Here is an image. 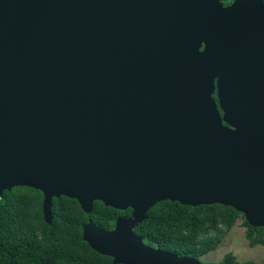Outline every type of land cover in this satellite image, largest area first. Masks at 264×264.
Returning a JSON list of instances; mask_svg holds the SVG:
<instances>
[{
	"label": "water",
	"instance_id": "1",
	"mask_svg": "<svg viewBox=\"0 0 264 264\" xmlns=\"http://www.w3.org/2000/svg\"><path fill=\"white\" fill-rule=\"evenodd\" d=\"M219 1L0 0V197L42 192L49 225L59 197L131 209L112 231L83 226L113 264H205L135 233L164 201L264 227V95L228 84L251 32L212 31L240 24Z\"/></svg>",
	"mask_w": 264,
	"mask_h": 264
},
{
	"label": "trees",
	"instance_id": "2",
	"mask_svg": "<svg viewBox=\"0 0 264 264\" xmlns=\"http://www.w3.org/2000/svg\"><path fill=\"white\" fill-rule=\"evenodd\" d=\"M42 192L27 187L5 191L0 197V264H113V259L94 251L83 240V226L93 223L112 231L119 217L132 210L119 211L96 201L86 214L75 199H53V221L43 216ZM135 233L152 248L179 257L200 260L217 250L236 223L244 218L245 237L250 247H264V227L248 224L244 215L223 205L183 206L178 202L158 203ZM217 264H264L239 262L227 253Z\"/></svg>",
	"mask_w": 264,
	"mask_h": 264
},
{
	"label": "flooded vegetation",
	"instance_id": "3",
	"mask_svg": "<svg viewBox=\"0 0 264 264\" xmlns=\"http://www.w3.org/2000/svg\"><path fill=\"white\" fill-rule=\"evenodd\" d=\"M220 5L227 12L228 19L240 20V24L234 28H220L213 26L212 31H250L249 46L250 52L242 53L241 63L227 59L229 63L225 67L224 73L227 76L228 84L236 91L237 97H245L244 92L247 87L242 86L243 82H258L261 96L264 95V0H220ZM247 48V44H246ZM204 46L201 48L203 51ZM240 55V54H239ZM233 62V64L231 63ZM218 79L215 80L217 85ZM241 89V90H239ZM218 104L219 91L216 88L212 95ZM264 97V96H263Z\"/></svg>",
	"mask_w": 264,
	"mask_h": 264
},
{
	"label": "rangeland",
	"instance_id": "4",
	"mask_svg": "<svg viewBox=\"0 0 264 264\" xmlns=\"http://www.w3.org/2000/svg\"><path fill=\"white\" fill-rule=\"evenodd\" d=\"M244 218H241L228 233L217 250L200 259L205 264L219 263L225 254L233 253L239 262L254 261L264 263V247L257 245L250 247L245 237L247 229L243 226Z\"/></svg>",
	"mask_w": 264,
	"mask_h": 264
}]
</instances>
